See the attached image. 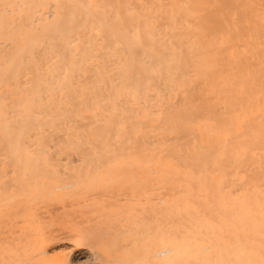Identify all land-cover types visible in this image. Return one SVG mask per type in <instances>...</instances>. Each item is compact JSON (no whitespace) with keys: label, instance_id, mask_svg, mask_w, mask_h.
I'll list each match as a JSON object with an SVG mask.
<instances>
[{"label":"bare ground","instance_id":"bare-ground-1","mask_svg":"<svg viewBox=\"0 0 264 264\" xmlns=\"http://www.w3.org/2000/svg\"><path fill=\"white\" fill-rule=\"evenodd\" d=\"M83 254L264 264V0H0V264Z\"/></svg>","mask_w":264,"mask_h":264},{"label":"rangeland","instance_id":"rangeland-1","mask_svg":"<svg viewBox=\"0 0 264 264\" xmlns=\"http://www.w3.org/2000/svg\"><path fill=\"white\" fill-rule=\"evenodd\" d=\"M64 244H62L61 246H60V250H62V251H70V246L68 245V244H66V245H64ZM68 246V247H67ZM68 248H69V250H68ZM80 257V258H79ZM74 258H76L77 260H74V264H96V261L94 262V259H93V257H91V256H88L87 257V255L86 256H84V254L81 256V255H78V258L77 257H74Z\"/></svg>","mask_w":264,"mask_h":264}]
</instances>
